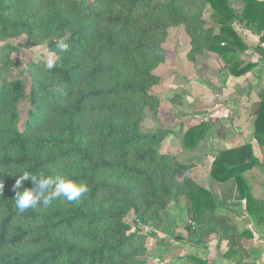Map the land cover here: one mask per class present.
Masks as SVG:
<instances>
[{
    "label": "trees",
    "instance_id": "obj_1",
    "mask_svg": "<svg viewBox=\"0 0 264 264\" xmlns=\"http://www.w3.org/2000/svg\"><path fill=\"white\" fill-rule=\"evenodd\" d=\"M183 1L0 0V41L25 37L0 50V264H136L144 236L140 229L127 234L130 226L123 219L133 211L139 228L165 217L168 204L183 196L194 223L190 232L201 229L226 241L224 256L235 264H256L246 262L241 243L246 232L220 211L192 167L160 153L172 133L163 127L151 134L141 131L140 109L156 100L150 94L158 81L152 71L163 57L166 21L191 26L195 48L230 51V64L246 48L232 25L245 23L259 36L264 59V2L243 0L239 13L227 0H204L220 27L215 35L216 28H206L203 20L182 16L177 6ZM59 41L68 44L67 51L57 49ZM38 45L59 60L52 69L46 62L29 66L28 93L24 81H9L4 74L14 65L13 53ZM257 66H236L231 75L242 77ZM258 98L254 136L264 145V87ZM23 100L31 109L22 130L18 108ZM204 126L209 130L211 123ZM190 135L184 141L193 149L197 142ZM257 165L247 144L218 153L210 175L218 182L234 180L248 213L264 223V201L253 197L243 177ZM20 169L34 175L68 173L88 191L71 203L61 198L47 209L20 213L13 190ZM114 171L125 178L109 182L105 175ZM23 183L32 187L30 179ZM187 260L214 264L195 256Z\"/></svg>",
    "mask_w": 264,
    "mask_h": 264
},
{
    "label": "rangeland",
    "instance_id": "obj_2",
    "mask_svg": "<svg viewBox=\"0 0 264 264\" xmlns=\"http://www.w3.org/2000/svg\"><path fill=\"white\" fill-rule=\"evenodd\" d=\"M227 2L239 13L244 8L243 0H227ZM177 7L182 10L184 18L188 20L199 18L206 23V28L215 27L214 34H219L220 27L214 24L211 17L212 9L204 0H184ZM166 24V33L161 37L163 57L152 71L158 81L150 88V94L154 95L156 100L153 105L140 109L142 114L140 128L146 134L154 133L160 127L170 131L172 135L164 141L160 153H169L181 164L191 166L192 174L197 177V182L201 185L200 177L209 174L212 158L219 153L217 149L221 147L217 140L214 141L218 131H220L219 135L233 133L232 136L236 137L234 131L239 130L237 126H240V123L233 118L237 116L239 107H234L232 103L239 101L246 94L240 98L234 92L228 94L225 87L227 80L232 76L231 69L258 62V66L264 70V59L258 51L259 36L248 29L245 23L236 22L232 25L246 48L244 53L237 55L233 64H230L228 62L229 56L232 55L230 51L195 48L192 42V28L186 22L172 19L166 21ZM24 38L22 36L18 40L0 41V50L5 45L17 46ZM49 57H52L54 62L59 60V55L49 51L46 45L20 48L12 54L11 60L14 65L6 71L4 77L9 81H24L29 93L32 83L29 66L47 62ZM261 72L257 70L255 73L256 81ZM1 79L0 76V84ZM259 86V89L263 88L264 82ZM256 99L259 100L258 94ZM216 100H220V103H216ZM30 109L28 100H23L19 104L22 130ZM208 122L211 123L209 130L204 126ZM190 132L192 135L187 137L192 142L194 140L197 142L193 149L187 147L184 141ZM117 177L123 180L125 175L117 174L116 171L105 175L109 182L116 181ZM189 209L188 197L172 200L165 210V217L162 216L139 228L135 224V213L133 211L128 213L123 219L130 226L127 234L140 229L144 236L142 244L144 252L139 253L135 258L136 264H187L188 253L184 251V246L203 245L210 239L218 237L215 234L205 236L201 229H197V233L190 232L188 227L194 223ZM239 227L243 229L246 225L244 222H239Z\"/></svg>",
    "mask_w": 264,
    "mask_h": 264
},
{
    "label": "crops",
    "instance_id": "obj_3",
    "mask_svg": "<svg viewBox=\"0 0 264 264\" xmlns=\"http://www.w3.org/2000/svg\"><path fill=\"white\" fill-rule=\"evenodd\" d=\"M258 1L264 2V0ZM257 70H261L262 72L256 81L255 73ZM263 82L264 70L261 66L254 68L247 75L242 77L231 76L227 80L226 87H224L227 89L228 94L234 92L238 98L243 96V94H246V96L242 97L239 101L236 100L232 103L234 107H239L238 111L236 109L238 112L237 116H233V118L237 119L236 122L240 123V126H237V129L239 130L234 131L236 132V137L232 136L233 133L219 135L220 131H218L216 138L214 139V141L217 140L221 145V147L217 149L219 153L247 144L252 146L253 154L258 160V165L245 171L243 177L247 182L253 197L260 201H264V145H260L255 139V117L252 114L257 108L259 102V100L256 99L260 90L259 85ZM215 102L220 103V100H216ZM213 161L214 158H212L211 165ZM210 170L208 175L200 177L202 179L201 186L215 195L220 211L227 212L237 223L238 227L239 222H244L246 225L243 229H240L239 227L240 231L246 232L241 241L247 256L246 262L264 264V223L258 222L254 216L248 213L246 210V201L243 200L234 180L218 182L212 178ZM226 250L227 242H221L218 237L210 239L203 245L196 244L193 247L184 246V251L188 253L187 256L192 255L201 259H206L212 261L214 264H235L233 259H228L224 256ZM187 264L192 263L187 260Z\"/></svg>",
    "mask_w": 264,
    "mask_h": 264
},
{
    "label": "clouds",
    "instance_id": "obj_4",
    "mask_svg": "<svg viewBox=\"0 0 264 264\" xmlns=\"http://www.w3.org/2000/svg\"><path fill=\"white\" fill-rule=\"evenodd\" d=\"M57 49L65 52L68 49V44L59 41ZM54 64V59L49 57L45 67L52 69ZM19 173L13 190L15 192V206L20 213H24L28 209H35L38 206L47 209L52 206L54 201L61 198L71 203L81 198L88 191L84 183H77L68 173L54 171L49 174L34 175L24 169H20ZM29 179L32 187H24L23 182Z\"/></svg>",
    "mask_w": 264,
    "mask_h": 264
}]
</instances>
